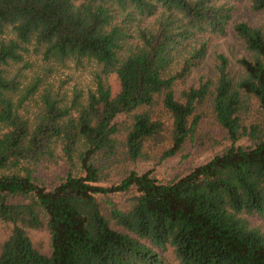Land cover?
I'll list each match as a JSON object with an SVG mask.
<instances>
[{"label":"trees","instance_id":"obj_1","mask_svg":"<svg viewBox=\"0 0 264 264\" xmlns=\"http://www.w3.org/2000/svg\"><path fill=\"white\" fill-rule=\"evenodd\" d=\"M243 1L0 0V31L25 20L22 55L0 49V264H264V24L231 26ZM230 27L242 54L188 85Z\"/></svg>","mask_w":264,"mask_h":264},{"label":"rangeland","instance_id":"obj_2","mask_svg":"<svg viewBox=\"0 0 264 264\" xmlns=\"http://www.w3.org/2000/svg\"><path fill=\"white\" fill-rule=\"evenodd\" d=\"M249 2L250 0H244L238 5V9L235 10L236 14L234 16L231 26L238 23H247L250 26L258 27L264 24V14L263 13H252L249 11ZM243 52V47L240 44L239 38L236 36L234 30L230 27L228 32L223 36L211 37L209 39V55L205 63L197 70L194 71L191 77L186 81L188 85H193L198 83V79L201 76L212 78L216 77L215 74V61L217 54H225L231 60L235 62V59L239 57ZM112 89L116 93L118 91V83L116 79L111 78ZM208 150H194L192 153L190 151L185 152L186 157L177 156L174 159L164 162L160 167H156L154 175L159 179H170L183 174L189 173L188 171L192 170L194 167L205 164L208 162L215 154L220 152L222 148L218 146H207ZM155 166L154 162H142L139 163L134 169L139 173L143 174L149 170H153ZM53 169L50 171V174H53ZM123 171V170H122ZM121 173V172H120ZM44 176H48L44 174ZM118 196V197H117ZM116 197L114 200L124 199V195L116 194L112 195ZM8 230L4 224L0 223V243L6 238ZM31 240L36 244V246L43 251L48 250V235L44 231H31L30 232ZM169 255V254H168Z\"/></svg>","mask_w":264,"mask_h":264},{"label":"clouds","instance_id":"obj_3","mask_svg":"<svg viewBox=\"0 0 264 264\" xmlns=\"http://www.w3.org/2000/svg\"><path fill=\"white\" fill-rule=\"evenodd\" d=\"M82 5H84V0H76L73 10H80ZM24 24L25 20L22 18H16L4 24V30L0 31V49L12 50L16 55H22V49L20 47L14 49L13 45H20L22 37L19 30ZM33 43H35V40H33ZM20 67H23L22 63Z\"/></svg>","mask_w":264,"mask_h":264}]
</instances>
